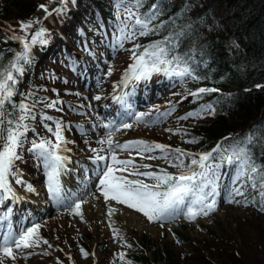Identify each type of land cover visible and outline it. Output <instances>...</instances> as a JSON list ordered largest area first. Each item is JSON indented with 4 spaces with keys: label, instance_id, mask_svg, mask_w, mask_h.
<instances>
[{
    "label": "snow or ice",
    "instance_id": "snow-or-ice-1",
    "mask_svg": "<svg viewBox=\"0 0 264 264\" xmlns=\"http://www.w3.org/2000/svg\"><path fill=\"white\" fill-rule=\"evenodd\" d=\"M70 2L74 3V0H60V6L52 11H49L46 4L39 5L38 9L44 11L43 19H47L53 13L62 14L65 12ZM144 3L145 0H114L116 46L123 49L125 42H133V47L128 49L133 62L122 77L124 86L127 87L132 82L151 80L154 74L161 73L168 78L175 77L180 80L184 78L199 79L194 75L189 57L181 55L177 51L181 37L185 35L184 30L175 33L170 31L163 39L151 41L146 45L134 43L138 37L157 34L170 23L169 21H160V23L154 24V21H157L162 15L159 0L152 4L147 12L141 14L139 10L144 7ZM19 23L22 35H17L13 30V34L8 39L18 42L21 48L14 52L13 58L7 65L0 67V201L21 199L12 187L13 181L16 185L23 186L28 192H36L35 187L24 179V173L16 166V162L24 159L20 150L23 149L27 140V133L35 132V128L29 122L36 119V105L43 103L46 108H56L58 104L63 103L60 100H48L47 98L37 100L31 92L22 94L24 99L20 102L13 100L25 68L32 61V49L37 45H47L49 36L48 30L43 27V20L40 18ZM36 25L40 26L34 32H30V29ZM111 74V69H109L107 75ZM217 91L218 89L215 88L202 87L195 91L189 90L188 95L199 98L201 94ZM94 99L100 100L101 97L95 96ZM116 99L124 102L123 97ZM212 111L214 110L210 105H203L199 112H189L180 119L200 118L202 113L211 114ZM150 115L151 113L141 112L135 114L133 119L137 123H153V121L146 120V117ZM40 116L42 122H52V124L44 123L43 126L55 140L48 137L32 139L31 147L27 151L33 156L37 166L44 171L45 187L50 198L57 205L67 208L70 213L83 219L81 208L84 203H87V200L84 199V196L87 195L86 190L65 194L61 182V176L72 171L68 168V165L72 163L71 157L65 153L71 151L67 145L74 141L67 140L63 135L65 128L63 121L44 113H40ZM101 126L110 130L97 141L101 145L100 148H90V151L95 154L90 157V160L96 165L93 169V175L98 178L96 190L105 201L127 205V207L142 213L149 221H162L181 214L191 220L196 219L198 215L208 216L217 207L220 169L224 164H228L236 166V175L233 186L227 194V202L243 203L247 206L249 203H255L259 197V200L262 201L260 210L264 211V171H261L262 166H258L251 159L246 144H236L230 148L217 144L211 151L191 153L180 148L172 149L168 145L142 139L124 143L115 141L114 132L121 128L130 129L133 126L127 121L118 125L104 123ZM167 131H172V129H167ZM177 134H179V130H177ZM186 142L196 143L198 141L193 138ZM247 142H251L250 138L247 139ZM118 151L129 153L130 158H120L117 155ZM133 151L141 159L164 160L171 167L176 168L177 172L170 173L165 168H160L158 171H141V168L151 169L153 166L151 164L137 165L135 159L131 158ZM157 151L160 153L158 156L153 154ZM86 174L87 169H85ZM129 176L143 177L152 183H146L144 179H129ZM87 182L86 179L85 183ZM249 183L256 193L251 201L242 190L244 185ZM237 196L245 198L236 200ZM96 198L99 199V197ZM114 211V208L109 207L108 215L111 216ZM40 226L39 223L34 222L30 227L7 231L0 238V264H3V260L6 258L14 261L16 259L14 250L22 252L23 249L37 248L41 243L52 247L47 240L40 237ZM118 231V229H114V234H118ZM81 252L85 258L88 257L87 251L81 249ZM120 255L123 258L124 254Z\"/></svg>",
    "mask_w": 264,
    "mask_h": 264
},
{
    "label": "rangeland",
    "instance_id": "rangeland-1",
    "mask_svg": "<svg viewBox=\"0 0 264 264\" xmlns=\"http://www.w3.org/2000/svg\"><path fill=\"white\" fill-rule=\"evenodd\" d=\"M104 29L96 24L95 30L86 32L83 27L76 26L74 22L66 26L61 36L65 39L63 41L70 47V51L73 53H71V56L70 54L67 56L65 50L59 52L62 53V55L60 54L62 57L56 58L57 68L53 71L55 72V78H51L49 81L52 89L49 88L45 93L47 94L48 100H60L63 103L58 104L56 108H46L43 103H40L45 108V112L43 111L42 113L63 121L65 125L63 135L67 140L74 141V143L67 145L71 151L65 153L71 157L72 163L80 160L81 156H85V159L87 156L89 158L94 156L95 154L90 151V148H100L101 145L97 141L104 137L110 130L101 127L100 124L102 121L99 117L93 118L90 115H84L80 111L83 109V103L85 101L79 99L77 92L80 89L79 84H81L84 77L80 73L83 69L79 70L76 74L72 72L73 64L81 63V60L78 58L76 60L75 56L81 53L82 56L86 57L81 58L82 60L92 63L95 62V65L101 63L104 67L106 66L105 75L102 79V92L104 96L108 94L110 89L113 92L120 85L122 74L119 76V73L127 63L131 64L133 62L130 59V53H127L128 47L133 42H125L123 49L117 46L118 49L115 50V56L107 55V57L102 58V54L105 52L102 43L108 44L107 36L116 45L115 25L112 31L107 34L103 32ZM138 39L139 37L134 43ZM62 46L64 49L65 45ZM109 69H111V75H107ZM158 76L165 75L161 73ZM187 81V78L180 80L175 77H167L165 83L167 88H164L163 93L159 92L158 94L156 93L157 88L154 89V95L152 98H149L148 102L143 103L141 109L143 113H151L150 116L146 117V120L153 121V123H137L133 119L129 122L133 125L130 129L121 128V130L114 132V140L120 143L140 139L160 144L167 143L169 137L175 136L177 125L205 120L206 115H208L207 113H202L200 118L180 119V117L185 116L189 112H199L201 109H189L186 107L184 101L177 98L176 92L178 88L183 82ZM149 90L147 92H150ZM129 92L131 93V91ZM88 105L90 106V104ZM165 113L169 114L164 115ZM85 121H90L91 123L87 125ZM44 123L52 124L51 121L42 122L41 116H39L32 123L35 132L29 131L27 133L26 146H24L26 152L23 155L26 158L23 160V168L21 170L24 173L25 180L36 188L44 189L43 191L47 193L44 171L41 167L37 166V162L27 151L31 147L30 141L32 139L48 137L53 141L55 140L51 133L44 128ZM94 125L96 127H93ZM78 126L83 127L81 131ZM167 129H172V131H167ZM153 154L160 155L159 151ZM117 155L120 158H130L127 152L118 151ZM131 158L135 159L137 165L151 164L153 166L151 169L141 168V171H158L160 168H165L170 173L177 172V170L172 169L164 160L141 159L135 151L131 153ZM17 164L18 162H16V166L18 167ZM88 164L96 167L91 160ZM69 167L71 168V166ZM18 168L20 169V167ZM124 175H127V173H124ZM235 175L236 170L219 172L217 207L208 216L198 215L196 219L191 220L186 215L181 214L162 221H149L142 213L127 207V205L118 204L114 201H105L102 195L96 190L98 178L95 176V179L89 185V190L86 191L87 195L84 196V199L87 200L88 207L84 211L81 210L83 219L74 213H70L67 208L62 209L53 206L52 211L35 222L41 225L39 229L40 237L47 240L52 247L41 243L37 248L23 249L22 252L14 250L16 259L13 261L12 259L6 258L3 260V264H128L124 260V256L121 258L120 255L127 245L128 238L133 239V243L138 249H149L148 246L141 243L143 235L153 239L157 244H159V241L169 243L171 248L175 250L174 252L177 253L179 264H202L200 260L183 258L186 253L184 248H181L178 242L175 241L173 231L185 232L193 240L203 241L207 239L209 243L217 242L218 245L223 244L221 239H224L223 242L226 243L227 248H231L232 245H227L225 239H229V237L236 238L239 245L246 248L252 257L249 259L250 261H256L257 263L255 264H264V213L255 207L256 204H260L262 201L257 197L255 203H249L247 206L243 203H228L227 194L233 186ZM128 178L144 179L146 183H152V181L143 177L129 176ZM10 180H12L11 177ZM240 183H243V181H240ZM12 187L21 199L17 201H0V224L5 214L12 216L15 213L16 207L19 208V216L23 213L21 217V221L23 222L28 210L35 206L32 205L24 211L23 208L28 202L26 190H22V186L16 185L14 181L12 182ZM242 190L250 201L256 196L250 183L245 184ZM43 197L42 194L40 198ZM96 197H99V199ZM45 198L50 199L49 197ZM244 198L240 196L235 197L236 200H243ZM44 200H41V202H44ZM109 207L115 209L111 216L108 215ZM39 211L43 212L40 208ZM34 212L37 214L36 211ZM22 222L21 224H23ZM9 224L8 229L14 226L11 222ZM15 225L17 227V223ZM114 229L119 230L118 234H114ZM206 229H210L217 237H214L215 235L211 232L208 233ZM7 231H2V234H5ZM81 237L89 245L91 251V255L89 254L87 258L83 256L80 249L79 242ZM150 253L151 250L148 251V254ZM150 258H152L151 254ZM155 264L165 263L157 261Z\"/></svg>",
    "mask_w": 264,
    "mask_h": 264
},
{
    "label": "trees",
    "instance_id": "trees-1",
    "mask_svg": "<svg viewBox=\"0 0 264 264\" xmlns=\"http://www.w3.org/2000/svg\"><path fill=\"white\" fill-rule=\"evenodd\" d=\"M157 2L145 0L140 13L147 12ZM41 4L48 5L49 11H52L60 6V0H0V67L7 65L14 52L21 48L18 42L8 39L13 30L22 35L20 21L40 18L49 33L47 45H37L32 49V61L17 85V94L13 97L15 102L23 100L22 94L29 92L39 100V92L49 86L46 72L53 73L50 71L53 67L49 55L51 48L58 45L53 43L59 30L74 21V13L79 14L81 26L88 31L95 30L98 23L96 17L91 18L92 10L109 29L115 24L114 0H74V3H68L65 12L53 13L47 19H43L44 11L38 9ZM159 4L162 15L154 24L160 21L170 23L157 34L142 36L138 44L146 45L163 39L170 31L184 30L185 35L181 37L177 51L189 57L194 75L199 79L190 78L179 90L178 96L192 110H198L203 105H210L214 110L209 118L201 122L177 125L176 134L169 137L168 144L191 153L207 152L216 143L225 148L246 144L251 159L264 171V0H159ZM39 26H34L30 32ZM43 56L45 60H41ZM38 60H41L39 65ZM33 70L35 72L31 73ZM202 87L218 91L201 94L199 98L188 95L189 90ZM38 113L36 108V116ZM193 138L198 142H186ZM255 207L260 210V204ZM206 231L215 235L210 229ZM173 237L184 248L186 254L183 258L200 260L202 264L257 263L249 260L252 257L246 248L233 237L225 239L227 245H232L231 248L226 247L224 239H221L223 244L218 245L217 242L209 243L207 239L193 240L185 232L173 231ZM85 243L81 237L80 249L90 254L89 245ZM141 243L149 249H138L133 239L128 238L123 251L128 264H155L157 261L179 264L177 253L166 241L157 244L143 235ZM150 250L152 258L148 254Z\"/></svg>",
    "mask_w": 264,
    "mask_h": 264
},
{
    "label": "bare ground",
    "instance_id": "bare-ground-1",
    "mask_svg": "<svg viewBox=\"0 0 264 264\" xmlns=\"http://www.w3.org/2000/svg\"><path fill=\"white\" fill-rule=\"evenodd\" d=\"M104 56H105V52H104ZM87 166V164H85V163H83V162H79V163H75V165L72 167L73 168V170L74 171H79V168H85L86 169V166ZM77 166V167H76ZM71 168V169H72ZM84 169V170H85ZM68 172L67 173H65V174H63L62 176H61V181H62V184H63V187H64V189H65V194H68L69 192H71V193H79L81 190H80V188H81V186L82 185H84L85 184V180L87 179L88 180V178H91V177H88V174H86L85 176H83L84 178V180H80L75 174L73 175L72 174V178H70V176L68 177ZM69 175H70V173H69ZM36 189V188H35ZM26 193H27V196L29 197V198H32L33 200H34V202H35V205H37L38 206V208H40V210H42V211H44L45 210V205H46V203L45 202H41V200L39 199L40 198V196L42 195V193L40 194V191L38 190V189H36V192L35 193H33V192H28V191H26ZM24 201V200H23ZM26 202V201H25ZM52 202H54L52 199H51V203ZM35 207V206H34ZM31 208V209H29L28 210V213H27V215H26V217L24 218V220H23V222L21 221V218H20V220L19 221H21L22 223H25V221L27 220V219H32V218H34V215H35V208ZM88 207V203H85V204H83L82 205V208H81V210L82 211H84L86 208ZM67 210V209H66ZM62 211V210H61ZM65 211V210H64ZM60 213V212H59ZM37 215V214H36ZM18 218V216H16V217H12V219H11V223L14 225L13 227H11L10 229H8V227H6V229L5 230H11V229H17V227H16V225H15V223L16 222H19V221H16V219ZM18 230V229H17ZM3 235L4 234H2L1 235V238L3 237Z\"/></svg>",
    "mask_w": 264,
    "mask_h": 264
}]
</instances>
